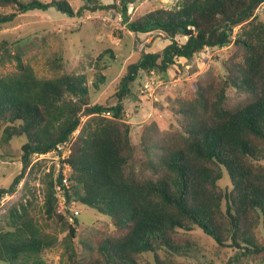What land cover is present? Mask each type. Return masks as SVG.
I'll use <instances>...</instances> for the list:
<instances>
[{"label": "trees", "instance_id": "1", "mask_svg": "<svg viewBox=\"0 0 264 264\" xmlns=\"http://www.w3.org/2000/svg\"><path fill=\"white\" fill-rule=\"evenodd\" d=\"M263 3L178 0L172 9L130 21L133 33L158 31L171 42L160 52L142 50L127 65L110 106L94 102L87 76L66 71L61 57L53 61L59 74L39 78L23 62L25 51L3 40L0 66L15 64L17 70L0 76L1 142H23L22 169L8 187H0V203L40 166L34 156L54 152L61 158L71 144L61 159L68 173H47L44 203L46 217L68 230L61 242L66 264H141L144 254L154 264H181L178 257L198 248L190 235L195 229L231 250L225 264H264V238L257 235L264 231V22L256 14ZM50 8L74 14L67 0H0V25ZM189 31L180 43L177 37ZM229 45L234 49L222 62L225 75L209 70L188 93L170 100L173 127H142L144 158L136 162L125 103L132 85L143 74H167L178 59ZM224 172L230 186L219 184ZM58 191L67 208L78 202L110 217V226L80 241L82 255L75 246L77 219L73 215L70 223L57 211ZM56 233L16 201L0 219V261L48 264L44 251L58 243Z\"/></svg>", "mask_w": 264, "mask_h": 264}, {"label": "rangeland", "instance_id": "2", "mask_svg": "<svg viewBox=\"0 0 264 264\" xmlns=\"http://www.w3.org/2000/svg\"><path fill=\"white\" fill-rule=\"evenodd\" d=\"M67 1L73 7L74 14L50 8L45 12L39 10L21 14L14 21L0 25V43L7 40L13 50L17 47L23 49V62L30 66L39 78L59 74L53 66V61L61 57L66 71L87 76L94 102L115 105V86L127 65L136 61L142 50L160 52L171 42L164 33L158 31L135 34L128 28V23L154 9H172L178 0H100L97 7L90 6L84 0ZM125 7L129 19L127 22L123 15ZM256 14L258 19L264 22V3L256 10ZM177 39L180 43L185 42L187 35H179ZM233 49L232 45L205 48L192 59H178L165 75L143 74L137 79L132 85L131 94L125 99L126 121L131 122L133 128L131 138L135 146L136 162L144 158L140 147L142 127L153 122L157 123L161 130L173 127L175 121L168 110L170 100L177 95L188 93L197 80L209 70L218 75H225L222 62ZM16 70L15 64L6 63L0 66V76ZM102 76L105 78L104 82H99L97 89L94 83ZM1 136L0 129V187H8L22 169L20 143L23 139L15 138L5 144L1 142ZM70 146L71 144H68L67 148L63 147L61 158L54 152L34 156V162L40 161V166L30 178L26 176L21 181L14 195L4 196L0 203V219L13 203L23 201L37 223L46 224L50 233L57 232L58 243L44 251V259L48 264H66L61 242L68 230L62 231L60 221H52L46 217L44 203L47 173L51 169H55L56 174L68 173L70 167L63 165L61 159L69 154ZM219 184L222 187L230 186L226 172ZM56 196L59 198L57 211L70 223L74 220L73 211L79 210V215L76 216L78 226L75 246L82 255L80 241L85 240L97 229L110 226V217L78 202L73 204L70 210L63 203L60 191ZM190 235L198 248L184 257H178L181 264H225L232 255L230 249L219 247L199 229L193 230ZM257 235L264 238L262 228L258 230ZM0 264L7 263L0 261ZM141 264H154L152 255L144 254Z\"/></svg>", "mask_w": 264, "mask_h": 264}, {"label": "built area", "instance_id": "3", "mask_svg": "<svg viewBox=\"0 0 264 264\" xmlns=\"http://www.w3.org/2000/svg\"><path fill=\"white\" fill-rule=\"evenodd\" d=\"M63 203H65V199H64V197H63ZM74 204V203H73ZM73 204H72V207H73ZM71 210V209H70ZM74 213V214H73ZM73 215H75V217L77 216V215H79V210H74L73 211Z\"/></svg>", "mask_w": 264, "mask_h": 264}, {"label": "water", "instance_id": "4", "mask_svg": "<svg viewBox=\"0 0 264 264\" xmlns=\"http://www.w3.org/2000/svg\"><path fill=\"white\" fill-rule=\"evenodd\" d=\"M191 34H192V32L189 31V32L187 33V38H188Z\"/></svg>", "mask_w": 264, "mask_h": 264}]
</instances>
